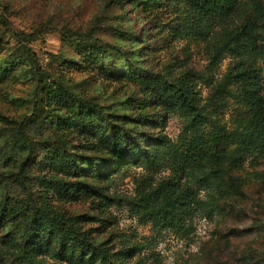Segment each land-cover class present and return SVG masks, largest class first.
<instances>
[{"label": "rangeland", "instance_id": "1", "mask_svg": "<svg viewBox=\"0 0 264 264\" xmlns=\"http://www.w3.org/2000/svg\"><path fill=\"white\" fill-rule=\"evenodd\" d=\"M206 1L0 0V264H264V0Z\"/></svg>", "mask_w": 264, "mask_h": 264}, {"label": "trees", "instance_id": "2", "mask_svg": "<svg viewBox=\"0 0 264 264\" xmlns=\"http://www.w3.org/2000/svg\"><path fill=\"white\" fill-rule=\"evenodd\" d=\"M211 0H207L205 4H208ZM190 92H174L173 99L176 103H182L189 100ZM246 95L249 99L248 101V112L246 113V123L247 129L243 132L242 136L248 137L249 131L253 130L251 135L256 139L261 138V135L257 134L258 131L264 133V109L261 103L260 93L258 86L249 85L246 89ZM3 212H0V215Z\"/></svg>", "mask_w": 264, "mask_h": 264}]
</instances>
